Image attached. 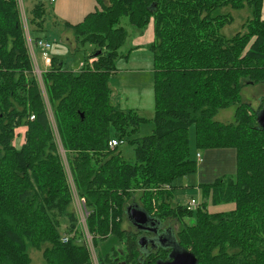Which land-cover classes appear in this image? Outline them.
Returning a JSON list of instances; mask_svg holds the SVG:
<instances>
[{"label": "trees", "instance_id": "16d2710c", "mask_svg": "<svg viewBox=\"0 0 264 264\" xmlns=\"http://www.w3.org/2000/svg\"><path fill=\"white\" fill-rule=\"evenodd\" d=\"M97 3L101 7L82 21L65 22L75 50L90 48L80 70L54 57L41 83L19 1L0 0V264H32L29 248L41 251L46 264H94L81 241L77 197L86 202L99 264L161 260L156 253L163 249L146 254L140 232L124 226L130 204L161 221L196 213L177 239L198 264H264V105L257 112L241 96L245 85L264 83V0ZM226 7L251 10L243 31L230 37L221 33L234 20L221 12ZM46 12L44 0L26 10L33 40L44 38ZM125 18L140 31L152 20L155 28L149 48L156 127L134 139L135 162L110 146L136 135L146 120L117 103L110 83L118 60L130 55L120 53L129 36ZM233 105L234 122L215 119ZM192 125L198 149L237 151L236 173L201 184L204 200L196 210L175 202L173 193L176 179L198 170L190 155ZM23 126L25 143L18 149L13 140ZM210 200L236 208L210 213Z\"/></svg>", "mask_w": 264, "mask_h": 264}, {"label": "rangeland", "instance_id": "374dc122", "mask_svg": "<svg viewBox=\"0 0 264 264\" xmlns=\"http://www.w3.org/2000/svg\"><path fill=\"white\" fill-rule=\"evenodd\" d=\"M34 1L35 0H23L25 10H29ZM44 2L47 6L46 30L42 32L41 35L52 44V47L48 52H44L38 47L35 48L36 64L41 70H45V58L50 57L52 59L55 57L63 62L64 68L75 69L76 71L80 70L82 60H84V56L90 51V48H80L79 50H75L77 44L74 40V33L66 27L65 22L68 21L74 24L78 23L82 21L89 12L95 11L97 7L100 8L101 6L95 0H55L54 2H51V0H44ZM221 12H230L234 17L233 22L227 24L221 30V33L227 37H230L239 31H243V24L251 16V10L248 7L240 10L226 7L223 8ZM122 24L126 27L129 36L120 49V53L123 55L129 53L131 55L126 62L124 59L118 60L119 69L111 75L110 83L114 90L115 98L120 103V106L124 110L138 113L146 119L140 125L139 132L136 135L123 139L122 143L118 146V150L122 152V156L125 160L135 162L136 145L134 144V139L152 134L156 127L154 122L156 117L155 73L153 68V56L149 48L151 44L149 38L152 35H154L155 38V28L153 20L149 23L147 28L141 31L128 23L126 18L123 19ZM136 44H142L141 46L145 49H142L140 50L141 52L137 53L135 49H137L136 46L138 45ZM243 81H246V79L244 78ZM241 96L243 102L249 103L252 110L258 112L264 105V83L245 85L241 91ZM231 110H236V105L221 110L215 119L224 123L234 122L235 113L230 115ZM113 136H115V133H113ZM189 140L190 155L199 162L200 168V164L205 162L206 151L198 149L196 146L195 125H192L189 129ZM24 143L25 133L17 128L13 144L20 149L23 147ZM197 153L201 154L202 160L196 156ZM212 163L216 165L214 161ZM202 171L203 168H200L197 173L181 177L174 181L173 193L175 202L181 205H186L192 199L197 200L199 203L204 200L203 192L197 189L198 184L201 181L200 175ZM73 203L75 210L77 211L76 200H74ZM235 208L236 205L233 202L216 205L213 200H210L207 211L210 213H228ZM78 214L80 224L79 230L82 236L81 241L83 243L87 233H91L84 230L81 213L78 212ZM195 216H185L181 219L171 216L167 217L165 221L169 223V225L171 224L175 231L178 232L185 224H192L195 222ZM124 226L127 229L134 230V227L128 219H126ZM87 250L89 251L91 258L94 257L92 250L89 247ZM29 254L32 257V264H46L41 251L29 248ZM95 254L97 256L96 249ZM167 256V252L162 251L156 253V257L159 259H166ZM96 258L98 259V257Z\"/></svg>", "mask_w": 264, "mask_h": 264}, {"label": "built area", "instance_id": "2783aa9c", "mask_svg": "<svg viewBox=\"0 0 264 264\" xmlns=\"http://www.w3.org/2000/svg\"><path fill=\"white\" fill-rule=\"evenodd\" d=\"M18 1H19V4H20V7H21L22 15H23V21H24L25 32H26V37H27V44H28V48H29V53H30L31 58L33 60L34 71H35L39 81L42 83V72H43V70H41L38 67V65L36 64V50H35V48L38 47L42 51L48 52V50L51 49L52 44L45 38H42V39H39V40H33L32 36H31V33H30V28L28 26V22H27L26 10H25V6H24V3H23V0H18ZM54 1L55 0H51V2H54ZM90 61L92 62L93 60L91 59ZM45 64H46V66H48V68L50 67V65H51V58L50 57L46 58ZM82 65H83V63L81 64V66ZM31 119H34V116H32ZM122 141L123 140L113 139L110 142V146L113 147V148L116 147V146H119L122 143ZM197 157L201 158V154L198 153ZM199 204L200 203L197 200L192 199L185 206H186V208L188 210H196L197 207L199 206ZM76 206H77V209H78L77 211L79 213H81V217H82L81 220H82V223H83V226H84V230L86 232H89L88 226L86 224L89 212L87 210L85 200L84 199H79L77 197L76 198ZM69 238L70 237L68 235H65L63 237V241L64 242H68ZM83 243L86 245V247L88 246L92 250V253H93V256H94V257H92L93 263L94 264H99V261L96 258L97 256L95 254V246H94L91 234L87 233L85 240H83Z\"/></svg>", "mask_w": 264, "mask_h": 264}, {"label": "crops", "instance_id": "0c3cea01", "mask_svg": "<svg viewBox=\"0 0 264 264\" xmlns=\"http://www.w3.org/2000/svg\"><path fill=\"white\" fill-rule=\"evenodd\" d=\"M63 1H65V0H63ZM95 1L97 2V0H95ZM263 12H264V9H263ZM149 40H150V43H152L154 41V35H152L149 38ZM142 44H144V43H142ZM136 45H138V46H136L137 49H135L137 53L141 52L140 50L145 49L140 44H136ZM130 55H129V58H130ZM128 59H124V61L126 62V61H128ZM45 60H46V58H45ZM47 69H48V66H46V64H45V70H47ZM117 103H119V102L117 101ZM235 111L236 110H231L230 115L231 114L233 115V113H235ZM19 129H21L25 133L27 130V127L23 126V127H19ZM205 151H206V159H205V162L200 164V168H203V171L201 172V175H200L201 181L198 184V188H197V189L201 190V192H202V188L200 187L201 184L212 183L217 178H219L223 175H234L237 171V151H236V149H234V148H213V149H207ZM197 154H196V156H197ZM201 160H202V158H201ZM213 161L215 162L216 165H214L212 163ZM200 168H199V162H198V170ZM198 170H197V172H198Z\"/></svg>", "mask_w": 264, "mask_h": 264}, {"label": "flooded vegetation", "instance_id": "af4514ba", "mask_svg": "<svg viewBox=\"0 0 264 264\" xmlns=\"http://www.w3.org/2000/svg\"><path fill=\"white\" fill-rule=\"evenodd\" d=\"M150 216V221L143 227L137 228L132 224L135 231L140 232V238H144L145 245L142 248L146 247L148 251H159L163 249V252H167L168 256L166 259H161L164 261H171L172 254L176 250L182 249L178 244L177 232L172 227V225L166 221L157 220L156 217ZM151 219H155V222H152ZM165 240V242H163ZM177 245L179 247H177ZM145 250V251H146Z\"/></svg>", "mask_w": 264, "mask_h": 264}, {"label": "water", "instance_id": "95a60500", "mask_svg": "<svg viewBox=\"0 0 264 264\" xmlns=\"http://www.w3.org/2000/svg\"><path fill=\"white\" fill-rule=\"evenodd\" d=\"M259 123L264 129V108L259 112ZM128 220L131 224L135 225L137 228H141L145 226L150 221L149 214L141 209L137 204H130L126 209ZM155 219H151L152 222ZM158 220V219H157ZM159 221V220H158ZM165 242V240H163ZM144 238L140 239V245H145ZM179 245V244H178ZM177 245V247H179ZM181 247V246H180ZM182 248V247H181ZM146 247L142 248V251L146 254H149L150 251L146 250ZM172 260L171 261H164V260H158L156 264H198L197 257L191 253L190 251L182 248L180 250H176L172 254Z\"/></svg>", "mask_w": 264, "mask_h": 264}]
</instances>
